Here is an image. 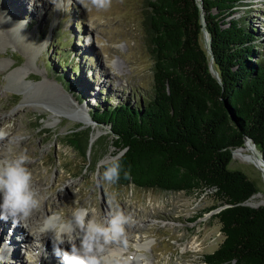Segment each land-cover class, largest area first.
Returning <instances> with one entry per match:
<instances>
[{
    "label": "rangeland",
    "instance_id": "obj_1",
    "mask_svg": "<svg viewBox=\"0 0 264 264\" xmlns=\"http://www.w3.org/2000/svg\"><path fill=\"white\" fill-rule=\"evenodd\" d=\"M84 2L87 9L79 0H54L55 5L52 0H0V29L5 36L0 42V61L5 64L0 65V130L7 134L0 139L4 140L0 159L20 153L29 157L32 186L40 199L37 209L42 212L66 214L79 200L103 217L112 201L113 207L131 215L126 232L133 240L124 255L136 256V264H205L202 255L223 238L212 215L215 209L206 210L214 202L209 193L108 184L100 179L103 169H98V162L115 156L114 148L110 131L89 120L88 111L121 100L134 103L148 95L153 60L142 21L146 0H112L107 10ZM249 2L239 13L245 12L260 30L264 49V0ZM23 20L28 24L21 31L22 26H15ZM73 63L79 64L78 71L71 68ZM73 107L82 110L86 121L76 114L53 112ZM78 122L91 129L86 156L64 141ZM256 151L260 153L257 147ZM255 163L233 150L228 168L247 175L256 188L249 202L264 205V171ZM0 224L4 225L0 264H63L49 237L40 241V247L32 236L22 237L26 222L14 224L8 218L0 219ZM138 243L147 247L137 248ZM61 246L70 250V245Z\"/></svg>",
    "mask_w": 264,
    "mask_h": 264
},
{
    "label": "trees",
    "instance_id": "obj_2",
    "mask_svg": "<svg viewBox=\"0 0 264 264\" xmlns=\"http://www.w3.org/2000/svg\"><path fill=\"white\" fill-rule=\"evenodd\" d=\"M249 1L146 0L150 93L88 111L89 120L110 131L114 155L123 153L114 184L206 192L214 199L207 211L228 204L212 214L223 238L202 255L205 264H264V205L244 203L255 185L228 168L233 149L248 137L264 158L262 33L239 13ZM90 132L78 122L64 141L86 156Z\"/></svg>",
    "mask_w": 264,
    "mask_h": 264
},
{
    "label": "clouds",
    "instance_id": "obj_3",
    "mask_svg": "<svg viewBox=\"0 0 264 264\" xmlns=\"http://www.w3.org/2000/svg\"><path fill=\"white\" fill-rule=\"evenodd\" d=\"M53 4L54 0H52ZM79 2L86 9L84 0ZM97 10H107L112 0H88ZM62 10V9H60ZM10 20V18H8ZM27 20L17 22L15 27L21 31L26 28ZM7 134L0 130V139ZM126 151V150H125ZM105 156L98 162V169H103L100 179L108 184L117 183L121 177V157ZM29 157L20 153L13 159H0V219L12 218L13 223H23L39 207L38 193L32 186V172L27 166ZM129 178V173H124ZM133 222L131 215L109 201V209L103 217L95 215V209L74 202L70 211L52 213L39 225L37 231L31 230L40 247L42 237H49L57 256L62 257L63 264H130L124 255L127 245L126 228ZM79 241V243H77ZM65 243L70 250L61 247Z\"/></svg>",
    "mask_w": 264,
    "mask_h": 264
},
{
    "label": "bare ground",
    "instance_id": "obj_4",
    "mask_svg": "<svg viewBox=\"0 0 264 264\" xmlns=\"http://www.w3.org/2000/svg\"><path fill=\"white\" fill-rule=\"evenodd\" d=\"M10 7H12V6H10ZM16 7H18L17 5H16ZM19 9V8H18ZM19 28V27H18ZM18 28H16L15 29V31H18L19 29ZM2 31H1V29H0V42L1 41H5V36H4V34L3 33H1ZM29 38V37H28ZM37 47H40V45H37L36 46V48ZM3 61H0V65H2L3 63H2ZM2 66H5V64H3ZM15 71H18L19 72V70H15ZM14 71V72H15ZM21 73V72H20ZM21 76V75H20ZM53 112L56 114V115H59V114H61L62 112H65V113H72V114H76L77 116H78V118L80 117V119H82V120H84V121H86V116L83 114V112H82V110L79 108L78 109V107L77 108H72V109H67V110H59V109H53ZM59 113V114H58ZM85 116V117H84ZM94 139V137L92 138V140ZM2 141H4V140H0V144H1V142ZM246 146V147H245ZM235 155L236 156H240V157H242V158H244V159H254L255 160V164L256 165H258V166H261L262 164H261V161H260V158H259V154L257 153V151H256V147L254 146V145H252V143L250 142V141H247V143L243 146V147H239V148H236L235 150ZM246 151H248V152H250L251 154H252V156L251 155H248L247 154V152ZM13 156V155H12ZM252 204H256L255 202H252ZM48 215H50V214H48V211L46 210V211H44V212H42L41 210H39V209H36V210H34V213H32V215H31V217H29V219L28 220H26L25 222H26V225L25 226H23V229H22V233H21V235H22V237L23 236H27L28 238L30 237V236H32L33 237V239H36L32 234H31V232H30V229L31 230H34V231H37L38 230V228H39V225H40V223L42 222V220H43V218H45L46 216H48ZM4 225L3 224H0V227H3ZM5 229V228H4ZM24 232V233H23ZM7 235V234H6ZM20 235V234H19ZM127 236H128V233H127ZM12 237V236H11ZM32 237H30V239L32 238ZM46 237H42L41 238V240H43V242L45 241L44 239H45ZM40 240V241H41ZM130 240H133L132 239V237H127V245H126V250L129 248V241ZM12 242H15V240H14V238L12 239ZM137 243V242H136ZM149 243V242H148ZM69 244H67V243H65L63 246L64 247H66V246H68ZM136 246H137V248H140V247H142V248H145V247H147V243H144V244H142V243H138V244H136ZM62 247V246H61ZM63 248V247H62ZM6 251V250H5ZM129 260V262H130V264H136L138 261H139V259L137 258V262H135L136 261V256H132L130 259H128ZM138 264H143V263H138ZM154 264V263H153Z\"/></svg>",
    "mask_w": 264,
    "mask_h": 264
},
{
    "label": "water",
    "instance_id": "obj_5",
    "mask_svg": "<svg viewBox=\"0 0 264 264\" xmlns=\"http://www.w3.org/2000/svg\"><path fill=\"white\" fill-rule=\"evenodd\" d=\"M205 34V39H207V33L205 32L204 33ZM214 73L216 74V71H214ZM75 119H77V117H75ZM77 120H79V119H77ZM247 141H250L251 143H252V145H254L255 146V142L254 141H252V139L251 138H246L245 140H244V143H243V145L242 146H244L246 143H247ZM242 146H239V147H242ZM239 147H236V148H239ZM236 148H234L233 150H235ZM233 152V151H232ZM259 158H260V161H261V164H262V166H261V170L262 171H264V158L262 157V154L261 153H259ZM252 196V195H251ZM244 203H246V204H249V205H253V206H257V205H254V204H251L250 202H249V200H246ZM228 204H223V205H220V206H218L217 208H215V211H218L219 209H221V208H223L224 206H227ZM259 205V204H258Z\"/></svg>",
    "mask_w": 264,
    "mask_h": 264
}]
</instances>
